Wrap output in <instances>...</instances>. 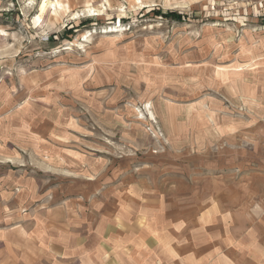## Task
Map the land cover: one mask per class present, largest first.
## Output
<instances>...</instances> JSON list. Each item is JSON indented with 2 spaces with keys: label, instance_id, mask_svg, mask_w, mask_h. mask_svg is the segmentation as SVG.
Instances as JSON below:
<instances>
[{
  "label": "rangeland",
  "instance_id": "rangeland-1",
  "mask_svg": "<svg viewBox=\"0 0 264 264\" xmlns=\"http://www.w3.org/2000/svg\"><path fill=\"white\" fill-rule=\"evenodd\" d=\"M39 228L264 264V0H0V230Z\"/></svg>",
  "mask_w": 264,
  "mask_h": 264
},
{
  "label": "crops",
  "instance_id": "crops-1",
  "mask_svg": "<svg viewBox=\"0 0 264 264\" xmlns=\"http://www.w3.org/2000/svg\"><path fill=\"white\" fill-rule=\"evenodd\" d=\"M1 231L0 264H115L109 262V247L83 251V248L88 247H83L82 244L73 247L56 244L48 240L49 236L45 230L40 229L27 236L36 244L29 248L24 246L27 241L22 234L19 233L15 239L8 232Z\"/></svg>",
  "mask_w": 264,
  "mask_h": 264
},
{
  "label": "bare ground",
  "instance_id": "bare-ground-1",
  "mask_svg": "<svg viewBox=\"0 0 264 264\" xmlns=\"http://www.w3.org/2000/svg\"><path fill=\"white\" fill-rule=\"evenodd\" d=\"M52 4V3H51ZM53 11L56 10V4H53Z\"/></svg>",
  "mask_w": 264,
  "mask_h": 264
},
{
  "label": "trees",
  "instance_id": "trees-1",
  "mask_svg": "<svg viewBox=\"0 0 264 264\" xmlns=\"http://www.w3.org/2000/svg\"><path fill=\"white\" fill-rule=\"evenodd\" d=\"M170 15H171V16H174V15H173V13H171ZM176 18H178V19H179V17H178V16H176Z\"/></svg>",
  "mask_w": 264,
  "mask_h": 264
}]
</instances>
